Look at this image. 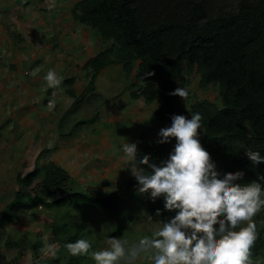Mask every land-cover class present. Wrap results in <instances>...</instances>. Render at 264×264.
Instances as JSON below:
<instances>
[{
  "label": "rangeland",
  "instance_id": "rangeland-1",
  "mask_svg": "<svg viewBox=\"0 0 264 264\" xmlns=\"http://www.w3.org/2000/svg\"><path fill=\"white\" fill-rule=\"evenodd\" d=\"M72 4L71 0H0V213L17 193L26 197L34 194L31 188L19 186L15 176L35 167L41 170L49 161L74 179L71 187L75 190L92 195L110 193L132 176L124 161L125 141L137 144L139 159L144 145L157 143L159 130L171 127V123L150 121L155 104L130 98V91L135 89L132 83L139 82L134 71L127 74L120 65L104 69L95 82V94L86 96L77 109L66 114L73 98L65 89L81 92L87 81L82 63L105 48L93 28L73 21L69 13ZM49 70L62 81L72 77L74 81L51 87L45 79ZM198 81L196 72L178 79V86L188 90V97L182 100L177 96L175 115L191 119L189 108L195 99L221 107L218 86L201 88ZM198 133H202L201 128ZM175 144L170 141L162 161ZM211 160L219 172L218 159ZM138 187L127 189L116 213L78 202H66L61 208L18 210L0 227V254L7 259L16 257L19 264H31L36 257L41 264H51L57 258L65 264L67 254L53 237L52 223H68L65 232L69 235L80 224L85 225L80 239L91 247L81 254L80 264H96L92 253L110 249L109 239L119 230L121 235L115 238L126 241L127 246L145 236L155 237L162 227L160 222L172 217L151 216L152 221H148L149 194H140ZM56 196L46 195L47 200ZM260 217L261 211L253 220L259 224ZM8 238L20 243L8 248ZM37 241L40 245L36 249ZM153 254L142 253L135 264H154ZM256 262L264 264V255Z\"/></svg>",
  "mask_w": 264,
  "mask_h": 264
},
{
  "label": "trees",
  "instance_id": "trees-1",
  "mask_svg": "<svg viewBox=\"0 0 264 264\" xmlns=\"http://www.w3.org/2000/svg\"><path fill=\"white\" fill-rule=\"evenodd\" d=\"M69 13L74 22L93 28L105 48L81 66L87 78L82 91L77 94L74 88L65 89L73 98L66 114L93 94L96 78L103 69L120 65L127 74L134 71L139 82L132 83L135 89L130 91V98L155 104L149 115L151 122L170 124L177 96L169 93L178 87V79L196 72L201 88L218 86L221 102V107L205 99H195L190 104L191 114L200 113L203 117L199 135L202 147L211 158L218 159L221 177L227 172L242 171L243 178L236 183L256 181L264 185L260 179L264 177V163L253 165L245 156L249 149L264 156V0H75ZM149 72L154 74L147 76ZM73 81V77L65 79L63 86ZM169 144L148 143L142 148L141 158L149 155L150 163L159 166ZM15 181L31 188L34 194L26 197L17 193L0 213V227L10 222L18 210L37 206L61 208L66 202L99 206L116 213L127 189L138 185L130 176L110 193L92 195L72 188L74 179L53 161L41 170L35 167L17 174ZM46 195L56 197L47 200ZM146 212L152 217L176 214L164 210L163 197L146 200ZM84 226L80 224L69 235L65 232L68 223L51 224L53 237L67 254L65 264H80L81 255L71 256L64 245L79 240ZM257 231L251 264L264 255V208ZM120 235L121 230L113 237ZM19 243L11 238L5 241L8 248ZM36 243L37 249L40 241ZM0 264L19 261L0 254ZM31 264L41 263L36 257ZM51 264H60L59 258Z\"/></svg>",
  "mask_w": 264,
  "mask_h": 264
},
{
  "label": "clouds",
  "instance_id": "clouds-1",
  "mask_svg": "<svg viewBox=\"0 0 264 264\" xmlns=\"http://www.w3.org/2000/svg\"><path fill=\"white\" fill-rule=\"evenodd\" d=\"M153 74L149 72L147 76ZM45 79L51 87L65 80L52 70ZM169 95L185 100L188 90L178 86ZM202 119L200 113L192 114L191 119L172 115L171 127L161 128L156 142L164 144L175 138L176 144L159 166L150 163L149 155L138 159L137 144L125 141L124 161L138 182V192L149 194L153 201L163 197L164 210L176 214L160 222L162 227L155 237L145 236L131 246L111 237L110 249L92 253L96 264H117L121 260L124 264H135L142 253L149 252L154 253V264H251V249L258 238L253 217L264 208V185L256 181L236 183L243 178L242 171L227 172L221 177L199 141ZM245 156L253 165L264 163V156L258 151L249 149ZM160 214L158 209L156 215ZM146 216L152 221L151 216ZM242 222H247L246 226L241 227ZM64 247L76 257L88 253L91 245L79 239ZM49 252L55 255L51 247Z\"/></svg>",
  "mask_w": 264,
  "mask_h": 264
},
{
  "label": "crops",
  "instance_id": "crops-1",
  "mask_svg": "<svg viewBox=\"0 0 264 264\" xmlns=\"http://www.w3.org/2000/svg\"><path fill=\"white\" fill-rule=\"evenodd\" d=\"M38 1H40V2H43V3H44V0H38ZM56 1H58V0H56ZM100 74H101V73H100ZM100 74H99V75H100ZM99 75H98V78H99Z\"/></svg>",
  "mask_w": 264,
  "mask_h": 264
}]
</instances>
